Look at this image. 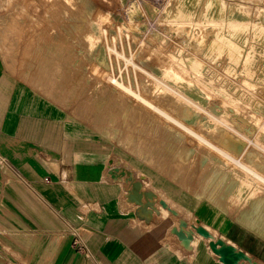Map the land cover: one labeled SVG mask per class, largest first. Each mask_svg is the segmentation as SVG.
I'll return each instance as SVG.
<instances>
[{
  "label": "rangeland",
  "instance_id": "374dc122",
  "mask_svg": "<svg viewBox=\"0 0 264 264\" xmlns=\"http://www.w3.org/2000/svg\"><path fill=\"white\" fill-rule=\"evenodd\" d=\"M206 1L190 10L184 0H0V54L12 72L29 78L100 132L111 157L142 174L148 187L167 200L168 211L159 216L171 220L168 233L184 221L194 236L206 231L232 241L246 253L244 264H264V198L256 207L233 205L223 214L201 198L203 187L195 179L179 182L171 175L162 183L163 172L140 159L138 150L148 119L164 118L151 116L148 106L111 80L150 99L146 87L158 84L153 76L174 85L161 73L170 58L180 69L198 64L200 76L233 100L226 125L230 135L237 137L239 127L251 138L264 135V32L257 35L263 30L264 0H218L222 8L217 16ZM241 18L251 24L239 35L228 21ZM221 19L225 22L217 26ZM217 31L223 40L239 43V62L230 60L227 47L209 48ZM246 54L250 73L243 67ZM218 99L211 102L218 106Z\"/></svg>",
  "mask_w": 264,
  "mask_h": 264
},
{
  "label": "crops",
  "instance_id": "0c3cea01",
  "mask_svg": "<svg viewBox=\"0 0 264 264\" xmlns=\"http://www.w3.org/2000/svg\"><path fill=\"white\" fill-rule=\"evenodd\" d=\"M111 156L100 132L0 54V264H217L205 244L168 233L171 220L139 219L103 179Z\"/></svg>",
  "mask_w": 264,
  "mask_h": 264
},
{
  "label": "bare ground",
  "instance_id": "6f19581e",
  "mask_svg": "<svg viewBox=\"0 0 264 264\" xmlns=\"http://www.w3.org/2000/svg\"><path fill=\"white\" fill-rule=\"evenodd\" d=\"M185 1L190 10H194L200 0ZM206 4V8L214 16L222 8L218 0H207ZM223 21L221 19L217 26H221ZM228 23L239 35L244 34L251 24L247 18ZM259 27L263 30L257 32L258 37L264 32V24ZM88 40L91 45L95 44L92 35ZM215 45L227 47L231 61L239 62L242 59L243 51L239 43L223 40L221 31H217V39L209 48ZM177 62L170 58L161 71L163 78L174 85L152 77L158 84L146 87L150 99L111 78L120 89L148 106V110L152 111L151 116L158 114L164 118L148 119L147 135L141 139L139 146L143 148L138 150L139 158L154 162L163 172L160 175L163 177L162 183L171 180V175H176L179 182L186 177L187 181L195 179L196 185L203 187L199 193L201 198L210 201L220 213L233 205L256 207L264 198V157L260 156L261 151L264 152V135L251 138L239 127L237 137H232L226 125L229 121L228 106L233 100L223 88L211 85L200 76L198 64L189 69H180ZM243 67L247 73L252 72L248 54L243 58ZM260 78H264V70L261 71ZM213 97L219 98L218 106L214 101L211 102ZM243 154L244 158L240 156ZM107 164V170L102 172L103 179L120 184L125 204L132 207L139 219L149 222L153 217L168 211L167 200L159 198L157 190L148 187L142 174L135 173L114 158ZM170 232L183 247L199 248L205 243L217 264H244L247 261L246 253L232 241L215 239L208 236L206 231H200L199 236H194L184 221L171 228Z\"/></svg>",
  "mask_w": 264,
  "mask_h": 264
}]
</instances>
